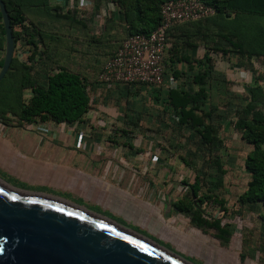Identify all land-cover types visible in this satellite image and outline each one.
Returning <instances> with one entry per match:
<instances>
[{"label": "crops", "instance_id": "0c3cea01", "mask_svg": "<svg viewBox=\"0 0 264 264\" xmlns=\"http://www.w3.org/2000/svg\"><path fill=\"white\" fill-rule=\"evenodd\" d=\"M35 1L23 0V11L29 29L37 27L44 36L45 44L38 43L39 55L44 52V58L53 61L55 67H65L85 77L91 91V107L82 119L73 123L20 121L12 114L0 117V178L20 189L23 186L18 187L17 183L32 185L36 193L81 204V207L92 209L100 215L121 217V220L125 218L131 223L130 226L134 224L131 227L152 233L151 237L161 241L168 249L184 251L207 264H227L230 261L228 248L232 247L231 238L236 231L226 221L231 213L228 209L229 197L225 199L228 191L232 192L227 186L229 170L224 165L223 155H220L227 173L222 187L216 193L224 203L212 199L196 203L202 212V219L212 224L211 227L197 225L192 213L176 208V202H185L190 184L177 181L175 155H199L197 148L190 150V143L197 141L200 147V139L198 136L193 137L185 125L179 124V116L168 103L170 90H198L193 77L205 70L209 77L205 111L213 110L214 117L217 113H225L227 108L218 104V97L214 98L212 90L215 83H222L229 75L231 79L236 74L237 79L250 80L251 84L244 89L248 99V89L253 86L256 76L250 70L244 71L242 65H237L238 58L233 57L235 52H223L224 49H230L222 37L226 32L219 30V35L211 39L209 45L200 33L207 29L205 25H200V29L189 24L178 26L169 35L167 51V61L171 57L176 61L177 55L188 58L173 65L178 75H175L169 62L162 87L106 85L99 81V74L121 38H124L116 20L103 30L105 18L116 10L114 6L106 8L100 25L96 19L94 0H52L54 5L49 4V10L43 8L42 3L38 8ZM58 8L65 12L68 9L78 10L91 31L58 18L54 14ZM55 22L60 23L58 29L63 34L72 31L71 36H59L62 39L59 42L58 37L54 39L47 35L49 28L55 30ZM210 22L218 23L219 27L224 26V21L218 17L212 18ZM23 44V50L17 49L14 56L20 62L30 64L28 56L32 46H26L25 40ZM57 44L60 50H57ZM42 64L35 66L33 76L41 73L44 69ZM224 115H218L220 120L213 122L222 121ZM235 119V114L229 115L225 125L229 129L234 128L233 133L237 134L233 125ZM236 134L231 139H237ZM226 142L231 141L228 139ZM233 151L236 155L230 156L233 160L230 166L233 169L239 166L245 172V176L236 180L238 183L243 181L241 185L245 187L240 196L247 190L246 155L240 157L236 149ZM244 177L246 185L243 184ZM206 204L217 206L220 210L215 209V212L210 213ZM242 208H254L258 215H262L260 205ZM215 224L229 231L228 242H222L218 237Z\"/></svg>", "mask_w": 264, "mask_h": 264}, {"label": "trees", "instance_id": "16d2710c", "mask_svg": "<svg viewBox=\"0 0 264 264\" xmlns=\"http://www.w3.org/2000/svg\"><path fill=\"white\" fill-rule=\"evenodd\" d=\"M165 1L168 0H162L157 9L158 15L155 19V25L147 28L146 26L149 25V20L146 18L147 9L143 6L141 0H98L99 3H102V6L106 5L105 2H111L116 9L111 12L110 16L105 18L103 30L113 20L125 25L128 35L119 42L118 47L130 35L136 33L149 34L161 24L160 9ZM201 1L213 6L217 13H222L218 3L214 0ZM4 2L6 3L13 28L15 52L17 49L23 50L24 44L21 45L23 40H25L26 46L31 45L32 47L29 48L31 53L28 56L30 64L22 63L14 56L8 73L0 82V88L5 92L4 95L0 96V117L3 118L7 114H12L20 121L51 120L58 124L73 123L82 119L90 109L92 101L87 79L65 67H55L53 61L44 58V52L39 55L38 43L45 44L44 36L37 27H34L33 30L29 29L27 17L23 11V1L4 0ZM96 12L95 14L98 15V12ZM240 13L264 16V12L259 9H252L247 12L241 11ZM54 14L58 18H63L86 29H91L86 19L82 18L84 17L82 16L83 14H80L76 9H68L65 12L58 8L55 9ZM193 23L196 22L188 24L191 25ZM222 37L230 47V49H224V53L233 51L245 54L243 43L235 40L230 35H222ZM4 56L5 28L0 11V69L4 62ZM36 56L39 57L36 58ZM169 60L166 64L168 65L170 62L173 66L178 61L188 60V58L177 55L176 61L172 57ZM39 64H42L44 69L35 77L32 75V71ZM172 70L175 71V75H178L177 70H174V66ZM193 82L198 85V90H170L168 92V103L179 116V124L185 125L193 137H199L200 147H220L223 144V140L216 133L215 122H213L214 112L213 110L205 111L204 109L208 98V71H199L193 77ZM258 83L264 85V79L262 82L255 79L254 84ZM253 86L248 89L249 97L247 102L243 107L237 109L235 112L236 119L233 121L234 127L241 133L242 140L250 147L245 159V171L248 178L247 190L239 196L238 202L241 207L248 208L260 205L262 207L261 217L264 220V153L261 149L262 145H264V132L260 130L264 128V111L261 110L264 102L259 100L254 91L255 86ZM180 158L186 166L192 168L191 161L182 156ZM215 162L216 167H211V170H207L208 173L203 171V174L202 171L197 170L194 183L190 185V192L185 202L179 201L175 203L177 209L192 213L194 223L200 226L205 224L211 227L212 224L210 225L207 220L204 221L202 219V212L198 209L196 201L202 203L205 200L212 199L220 204L224 203L216 191H218L219 187H222L227 170L223 167L222 156H216ZM203 175L205 177L204 180L202 178ZM204 184L207 185L204 186L206 189L204 199H201L199 195ZM215 227L218 231L217 235L222 239V242H228L229 231L218 224H215Z\"/></svg>", "mask_w": 264, "mask_h": 264}, {"label": "water", "instance_id": "95a60500", "mask_svg": "<svg viewBox=\"0 0 264 264\" xmlns=\"http://www.w3.org/2000/svg\"><path fill=\"white\" fill-rule=\"evenodd\" d=\"M0 11L5 28L1 82L11 67L15 40L4 0ZM0 264L194 263L106 216L0 178Z\"/></svg>", "mask_w": 264, "mask_h": 264}, {"label": "rangeland", "instance_id": "374dc122", "mask_svg": "<svg viewBox=\"0 0 264 264\" xmlns=\"http://www.w3.org/2000/svg\"><path fill=\"white\" fill-rule=\"evenodd\" d=\"M18 1V0H15ZM23 1V0H21ZM25 1V0H24ZM30 1V0H29ZM34 1V0H33ZM52 0H36L34 3L37 5V7L42 3L43 8H48L49 10V4L52 6L54 5V2L50 3ZM144 7L147 9L146 18L149 20L147 28H151L155 25V19L158 15L157 9L160 5V2L162 0H141ZM218 3L219 8L222 10V13H217L208 19L201 20L199 22L193 23L195 29H200V25H205L207 27L206 30L200 31V33L203 35V38L206 39V42H209L211 39H215L219 34V30L226 32V35L233 36L235 40L240 41L245 46V54L235 52L233 57L238 58V64L239 67L241 65L244 67V71L250 70L254 76H256L255 79L260 80V82L264 79V16L260 15H250L248 13H240L241 11H249L252 9H259L260 11L264 12V0H214ZM33 3V2H32ZM39 3V4H38ZM105 6L102 7V3H99L98 0H94V7H96L95 12L97 11L99 14L97 15V22L101 25L104 20V14L106 13V8L110 5H112L111 2H105ZM48 5V7H47ZM39 8V7H38ZM105 8V10H104ZM100 11V12H99ZM96 12V13H97ZM214 17H218L222 21H224V26L219 27L218 23H212L210 20ZM60 21V20H59ZM119 23V22H118ZM117 25L119 26V29L121 31V36L125 38L128 34L126 30L123 28V25L119 23ZM213 24V28H212ZM54 28H49L50 30H47V35L53 36L54 39L58 37V41L61 42L62 39L59 36L68 37L71 36L72 31L67 32V34H63V32H60V23L55 22ZM204 29V28H203ZM91 31V30H89ZM50 39V38H47ZM52 41V39H50ZM122 40V38H121ZM120 40V41H121ZM64 43V42H63ZM211 42H209L210 45ZM65 44V43H64ZM60 50L58 44H57V50ZM117 49V48H116ZM21 51L20 49H18ZM116 51V50H115ZM114 51V52H115ZM113 52V53H114ZM112 53V54H113ZM111 56V55H110ZM109 56V58H110ZM66 56L63 57V60H65ZM108 58V59H109ZM107 59V60H108ZM167 66V65H166ZM168 67V66H167ZM233 67V66H232ZM233 74V73H232ZM230 76V75H229ZM225 80L223 79L222 83H215L212 92L214 93V98L218 99V104L222 107L227 108L229 110H225V115L223 113H217V115L214 117V120H220V117L224 115V118H222V121L215 122L216 127V133L219 138L222 140H225V144L223 143L220 147H211V148H203L197 146V141H192L190 143V150L193 151L195 148H197V151L199 152V155H175V169L176 173V179L177 181H183L188 184H193L195 180V175L198 169H200L203 173V171L207 172V170H211V167H216V156L223 155V162L225 167L229 170V175L227 177V186L232 190V192H229L225 195V199L229 197L228 204H229V210L230 215L227 217V220L230 225L233 226V231H235V234L232 236V249L228 248V252L230 253V261H228L227 264H264V221H262V215H258L257 211L253 208L249 209H243L240 205V203L236 202L237 197L240 193L243 192V185H241L243 181H236L240 179V177L245 176L244 170H241V167L237 169H233L230 165L232 164L233 160H231V155H236V152L233 151L236 149L240 157H244L248 153V146L242 142L241 140V133L239 132L233 133L234 128H227L225 125V120L229 115H234L237 109H240L243 107V105L246 103V94L244 92V89L251 84L249 82L250 80L246 78L244 79H237L236 74H233V78L231 79V76ZM249 82V83H248ZM254 91L257 94V97L260 101L264 102V85L263 84H254ZM251 88V87H250ZM249 88V89H250ZM5 92L1 90L0 88V96L4 95ZM237 107V108H234ZM260 109V108H259ZM261 110L264 111V105L261 106ZM223 114V115H222ZM220 115V117L218 116ZM228 121V120H226ZM230 121V119H229ZM225 126V128H224ZM262 132H264V128L260 129ZM237 136L236 138L231 139L232 135ZM185 138H187L185 136ZM230 139L231 142H226ZM222 147V148H221ZM193 149V150H192ZM223 149L222 153H220V150ZM261 149L264 153V145H262ZM180 156L186 157L187 160L192 162V168L186 167ZM208 173V172H207ZM204 174V173H203ZM241 174V175H240ZM202 177V176H201ZM203 180L205 179L203 175ZM247 178V176H246ZM244 177V183L247 182V180ZM248 179V178H247ZM5 181V180H4ZM7 182V181H5ZM208 182V181H206ZM8 183V182H7ZM15 184V183H14ZM18 187H21L20 190H26L29 192H34L35 187L32 185H20L19 183L16 184ZM207 184L203 185V189L201 190L199 197L201 199H204L205 195V187ZM246 185V184H245ZM244 185V186H245ZM14 187V186H13ZM17 188V187H16ZM53 196V195H51ZM227 197V198H226ZM197 200V199H195ZM197 203V201H196ZM200 203V202H199ZM76 205L78 203H75ZM79 206H82L81 204H78ZM234 205V206H232ZM85 209H88L87 207H83ZM206 208L210 213L215 212V209L220 210L217 206H213L206 204ZM90 211H93L92 209H88ZM95 212V211H93ZM98 213V212H96ZM99 214V213H98ZM103 216H106L103 214ZM109 219L126 226L127 228L133 229L137 231L138 233L147 236L154 240L155 242L162 245L161 241L152 238V233H144L142 231H138L137 229H134L133 225L130 226L129 222L125 220V218H122V220L119 217H109L106 216ZM164 246V245H163ZM171 248V247H169ZM231 249V250H230ZM182 257H184L186 260L191 261L194 264H207L200 259L198 260L195 256L190 255L184 251H175L173 249H170ZM177 250V249H176ZM213 264V263H209ZM214 264H219L217 262H214ZM226 264V263H225Z\"/></svg>", "mask_w": 264, "mask_h": 264}, {"label": "built area", "instance_id": "2783aa9c", "mask_svg": "<svg viewBox=\"0 0 264 264\" xmlns=\"http://www.w3.org/2000/svg\"><path fill=\"white\" fill-rule=\"evenodd\" d=\"M215 14V8L201 0L165 1L160 9L161 24L149 34L127 37L105 63L99 81L106 85L164 86L172 30Z\"/></svg>", "mask_w": 264, "mask_h": 264}]
</instances>
